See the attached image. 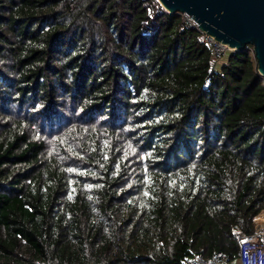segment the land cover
<instances>
[{
	"label": "trees",
	"instance_id": "trees-1",
	"mask_svg": "<svg viewBox=\"0 0 264 264\" xmlns=\"http://www.w3.org/2000/svg\"><path fill=\"white\" fill-rule=\"evenodd\" d=\"M155 0H0V264L237 257L264 212V87Z\"/></svg>",
	"mask_w": 264,
	"mask_h": 264
},
{
	"label": "water",
	"instance_id": "water-1",
	"mask_svg": "<svg viewBox=\"0 0 264 264\" xmlns=\"http://www.w3.org/2000/svg\"><path fill=\"white\" fill-rule=\"evenodd\" d=\"M168 14H186L197 30L239 52L251 46L264 78V0H158Z\"/></svg>",
	"mask_w": 264,
	"mask_h": 264
},
{
	"label": "built area",
	"instance_id": "built-area-1",
	"mask_svg": "<svg viewBox=\"0 0 264 264\" xmlns=\"http://www.w3.org/2000/svg\"><path fill=\"white\" fill-rule=\"evenodd\" d=\"M155 2V12L158 14L165 13L166 10L163 8L160 2L158 0H155ZM182 16L183 22L186 25L190 24L196 30L198 29L197 24L191 17L187 16L186 14H183ZM201 34L204 37V43L207 45L212 56L216 60H220L237 53L235 49L215 41L212 37L207 36L204 33ZM247 50L253 55L251 46H247ZM258 76L260 77L262 87H264V78L259 74ZM234 237L238 244L237 259L240 264H264V212L259 213L253 218L252 233L245 234L241 231H235ZM228 262L229 261L226 255L221 252H217L209 259L203 258L198 254L187 257L183 264H226Z\"/></svg>",
	"mask_w": 264,
	"mask_h": 264
},
{
	"label": "crops",
	"instance_id": "crops-1",
	"mask_svg": "<svg viewBox=\"0 0 264 264\" xmlns=\"http://www.w3.org/2000/svg\"><path fill=\"white\" fill-rule=\"evenodd\" d=\"M226 264H240V263H239V261H238V259H237V257H236L235 259L229 261V262L226 263Z\"/></svg>",
	"mask_w": 264,
	"mask_h": 264
},
{
	"label": "rangeland",
	"instance_id": "rangeland-1",
	"mask_svg": "<svg viewBox=\"0 0 264 264\" xmlns=\"http://www.w3.org/2000/svg\"><path fill=\"white\" fill-rule=\"evenodd\" d=\"M223 60V59H222ZM221 59L220 60H218V62H217V64H216V67H219L222 63H223V61H222Z\"/></svg>",
	"mask_w": 264,
	"mask_h": 264
}]
</instances>
